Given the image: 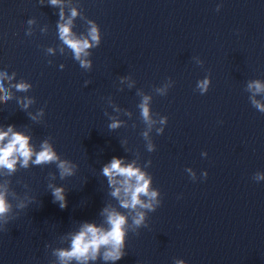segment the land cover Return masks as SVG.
<instances>
[{
	"label": "clouds",
	"instance_id": "obj_1",
	"mask_svg": "<svg viewBox=\"0 0 264 264\" xmlns=\"http://www.w3.org/2000/svg\"><path fill=\"white\" fill-rule=\"evenodd\" d=\"M40 2L43 4V0H40ZM50 3L55 6L59 3V0H50ZM219 8L218 5L217 10ZM76 15L77 12L73 9L72 17ZM28 23L31 24L32 21L29 20ZM87 23L89 28L86 38H77L72 32L71 19L64 24L57 22V29L60 40L72 51L74 60L79 62L81 68L91 70L92 62L81 57L89 55L87 49L90 47H98L101 44V30L96 22L88 20ZM85 83L89 82L86 81ZM209 85L210 80L205 77L197 83V89L203 95L209 90ZM29 87L30 85L23 82L15 85L17 91H27ZM246 90L253 93L249 96L251 105L260 113H264V103L255 99L257 94L264 93V83H261L258 79L252 80L247 83ZM0 92L4 93L3 96H0V100L12 98L11 93L4 89L2 82H0ZM157 92L161 96L166 95L164 89H157ZM149 100L150 97H143L138 107L140 108L142 120L151 127L155 121L150 114ZM28 103H32V101L29 100ZM167 120L166 116L160 117L159 123L162 127L156 130L158 135L163 134ZM14 127V125H8L6 131L0 130V169H6L7 175L11 176L17 171L16 166L18 163L20 167L27 169L30 161L32 165L55 164L61 179L74 175L76 166L68 160H62L47 140L41 143L40 150L37 151L30 144L31 137L22 132L13 131ZM108 127L110 130H114L120 127V122L113 119ZM142 136L147 139V132L142 133ZM155 150L156 146L149 142L147 151L153 152ZM202 155H206V153H202ZM150 164L151 161L149 160L144 167L147 168ZM186 171L195 180V173L190 168ZM102 175L107 177L108 185L112 189L110 195L117 200L119 208L132 214L130 217L131 228L129 227L128 214L118 211L114 207L105 206L101 211V215L104 217L103 224L97 226L94 222H84L80 225L78 231L68 234V247L52 249L51 254L56 258V264H88L89 261L95 264L97 260H102L104 264H108V262L115 264L126 255L128 233L130 231L137 232V229L141 227H148L146 213L155 212L162 203L161 199H157L158 196H161L159 189L152 186V175L136 166L135 161L125 165L123 158L113 156L110 162L103 166ZM202 175L206 178L207 172L202 173ZM254 179L256 181L262 180L264 174L256 173ZM49 187L51 188L53 202L58 203L61 209L66 208L65 188L53 185H49ZM7 197L8 189L5 188L0 191V221L5 225L9 223L8 214L12 210V204ZM18 207L23 209L27 205L21 203ZM3 230H6V228H3ZM174 264H185V261L176 259Z\"/></svg>",
	"mask_w": 264,
	"mask_h": 264
}]
</instances>
